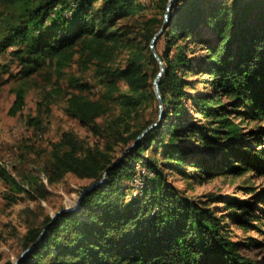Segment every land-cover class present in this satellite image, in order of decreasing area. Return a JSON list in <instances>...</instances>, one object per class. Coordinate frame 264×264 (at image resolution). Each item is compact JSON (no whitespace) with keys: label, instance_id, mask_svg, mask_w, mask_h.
Listing matches in <instances>:
<instances>
[{"label":"trees","instance_id":"obj_1","mask_svg":"<svg viewBox=\"0 0 264 264\" xmlns=\"http://www.w3.org/2000/svg\"><path fill=\"white\" fill-rule=\"evenodd\" d=\"M169 2L157 0V13L147 18L141 0H0V89L11 64L25 80L13 89L10 114L23 111L34 73L47 67L62 77L77 60L66 113L103 140L85 147L64 134L53 145L48 183L69 173L90 183L76 210L29 229L24 247L34 248L19 264H264L244 253L250 246L264 250V242L235 241L227 223L259 230L264 191L247 201L214 194L195 200L168 176H264V0L175 1L155 45L166 67L163 117L124 159L115 154L157 122L144 120L151 103L159 102L154 81L160 65L151 44ZM5 56L8 64L1 62ZM86 74L102 86L97 98ZM193 77L211 89L200 92ZM234 117L256 126L247 130ZM137 163L152 175L142 176L141 191L126 200ZM0 176L26 191L6 170ZM27 183L46 196L40 178ZM220 202L226 205L221 215Z\"/></svg>","mask_w":264,"mask_h":264},{"label":"rangeland","instance_id":"obj_2","mask_svg":"<svg viewBox=\"0 0 264 264\" xmlns=\"http://www.w3.org/2000/svg\"><path fill=\"white\" fill-rule=\"evenodd\" d=\"M141 1L145 5L144 12L147 18L155 16L157 0ZM3 12L10 11L5 9ZM162 47L163 42L159 45L160 49ZM9 61L10 57L5 56L1 62L8 64ZM80 65L76 60V63L65 70L62 77L47 67L34 73L28 79L26 105L17 115L10 114V108L15 100L13 89L25 80L19 76L16 65L11 64V71L2 74L4 83L0 89V170H6L25 187L26 191L18 190L17 186L0 176V264L16 263L26 252L24 240L29 229L42 226L47 218H55L63 210L75 208L82 189L90 183L89 180L69 173L60 182L51 185L46 176V167L52 161L53 145L59 142L64 134H73L85 147L103 143L101 138L66 113L67 92L71 90L69 76L72 73H78ZM86 78L93 85L91 96L97 98L102 92V86L98 81L92 80L90 74H86ZM193 79L200 92L211 89V85L201 83L199 77H193ZM121 88L126 89V85L121 83ZM223 100L228 101V99ZM160 111L159 102L151 103L144 115V120L158 121ZM113 113H116L115 110L110 115ZM32 118H38L42 123L30 125ZM104 119H100L99 122L102 124ZM234 120L236 123L240 122L247 130L256 126L255 123L241 121L235 117ZM132 145L133 143H130L126 147H117L115 153L117 159H120ZM145 156H152V151H147ZM158 158H162V155ZM136 167L139 173L132 183L127 184L131 190L126 200H130L141 191L144 185L142 176L152 175L141 163H137ZM168 176L171 183L183 190L186 196L195 200H206L208 195L214 194L235 196L242 201H247L264 191V176L251 171L240 176L216 175L204 181L198 179L196 173H191L190 176L195 177L196 181L187 180L181 174L170 171ZM33 177L40 178L43 182L47 193L45 197L30 190L27 180ZM191 181L192 183H188ZM225 206L222 202L218 203L219 215L225 212ZM228 222L231 237L235 241L256 238L264 242V221L259 230L250 231L239 228L230 219L227 220ZM244 253L256 259L264 258V250L256 246H250L244 250Z\"/></svg>","mask_w":264,"mask_h":264},{"label":"water","instance_id":"obj_3","mask_svg":"<svg viewBox=\"0 0 264 264\" xmlns=\"http://www.w3.org/2000/svg\"><path fill=\"white\" fill-rule=\"evenodd\" d=\"M175 1L177 0H170L169 4H168V8H167V13L165 15V23H164V26L162 27V29L156 34V36L154 37L153 41H152V44H151V49H152V52L155 56V58L157 59V61L159 62L160 64V73L158 74L157 78L155 79L154 81V89H155V92L157 94V97L159 99V103H160V107H161V111H160V114H159V118H158V121L154 124H152L151 126H149L142 134L141 136L138 137V139L133 143V145L123 154V156L119 159V160H122L124 159L129 153L130 151L136 146L137 142L143 138L145 136V134H147L151 129L157 127L160 122H161V119L163 117V114H164V110H163V100H162V95H161V92H160V79L161 77L163 76V74L165 73L166 71V67L164 65V63L162 62L161 58L159 57L158 53H157V50L155 48V45H156V42L157 40L159 39V37L161 36V34L163 33V31L166 29L168 23H169V20H170V13H171V10L173 8V5L175 3ZM118 160V161H119ZM117 161V162H118ZM103 182V181H102ZM101 182V183H102ZM93 188H88L84 193H87L89 191H91ZM81 198H79L78 200V203H77V206L75 208H72V209H66V210H63V211H69V210H76L80 203H81ZM62 212V211H61ZM60 212V213H61ZM57 217V215L55 216V218ZM34 248V246H32L31 248H29L28 250H26V252L22 255V257L20 258V260H18L15 264H19L21 262V260L23 259V257H25L28 253L31 252V250Z\"/></svg>","mask_w":264,"mask_h":264},{"label":"bare ground","instance_id":"obj_4","mask_svg":"<svg viewBox=\"0 0 264 264\" xmlns=\"http://www.w3.org/2000/svg\"><path fill=\"white\" fill-rule=\"evenodd\" d=\"M144 174V173H143Z\"/></svg>","mask_w":264,"mask_h":264}]
</instances>
